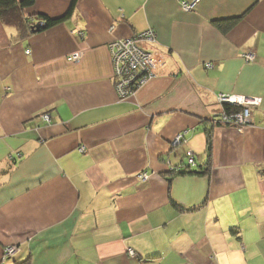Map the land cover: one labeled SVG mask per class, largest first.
<instances>
[{"label": "crops", "instance_id": "crops-1", "mask_svg": "<svg viewBox=\"0 0 264 264\" xmlns=\"http://www.w3.org/2000/svg\"><path fill=\"white\" fill-rule=\"evenodd\" d=\"M182 1L78 0L35 34L0 18V264H214L218 216L236 221L229 232L246 257L258 254L246 264H260L264 0H200L192 11ZM71 2L35 0L24 17H62ZM239 16L226 31L214 24ZM148 28L164 65L121 98L111 44ZM219 93L260 96L253 124L213 123ZM188 150L197 165L173 176Z\"/></svg>", "mask_w": 264, "mask_h": 264}, {"label": "built area", "instance_id": "built-area-1", "mask_svg": "<svg viewBox=\"0 0 264 264\" xmlns=\"http://www.w3.org/2000/svg\"><path fill=\"white\" fill-rule=\"evenodd\" d=\"M200 0H183L181 3L185 11L194 9ZM157 31L155 28H148L129 37L119 38L112 42L111 56L114 66L117 91L121 98H127L134 94L137 89L143 87L149 80L157 75L158 68L164 62L162 52L156 48ZM155 46H154V45ZM78 53L70 56V59H77ZM247 61H254L253 53L245 55ZM207 66H213L207 63ZM217 100L222 105H235L239 110L229 112L221 109L215 112L213 117L219 119L223 124L233 126L239 131L253 124L252 109L260 105L261 97L248 96L243 94L221 93ZM44 121H50V115L44 113L41 115ZM185 133H178L172 141V146L181 145L186 142ZM81 151L84 147L80 148ZM187 164L191 167L196 165L195 153L192 150L187 152ZM183 166L171 165L170 170L179 172ZM142 180L148 179L147 173L139 174ZM19 250L15 244L7 245L4 250V259L13 257ZM134 255L133 249L128 251Z\"/></svg>", "mask_w": 264, "mask_h": 264}, {"label": "trees", "instance_id": "trees-1", "mask_svg": "<svg viewBox=\"0 0 264 264\" xmlns=\"http://www.w3.org/2000/svg\"><path fill=\"white\" fill-rule=\"evenodd\" d=\"M77 1L78 0H72L69 9L67 10V12L62 17L52 18V17H49V16L41 13V14L35 15V17L37 18V21L35 22L32 20L26 19L24 17V12H23L24 8L29 6V5L34 4L35 0H0V18L4 23L15 26L17 29H19V31L26 32L28 34H35V33L41 32L43 30H46L50 27H53V26L57 25L58 23H61L64 20L68 19L73 14V12L75 10V6L77 4ZM240 18H241V16L233 17L230 19H217L214 21V24L217 27L223 28V30L226 31L229 28L233 27L238 22V20H240ZM224 21H228V22L223 23ZM37 24H38V26H37ZM246 54H244V57ZM210 63L213 64V62H210ZM206 66H207V64H206ZM207 67H210V66H207ZM220 94L221 93H219L217 96H219ZM226 94H231V93H226ZM236 94H239V93H236ZM217 102H218V100H217ZM220 105H221L222 109H224L227 112H229L231 110H239L240 109L239 107H237L235 105H230V106L222 105V104H220ZM212 122L217 123L219 125H225L221 121H219V119H217L215 117L212 118ZM207 142L209 145L211 144L210 134L208 135ZM196 165H197V163H196ZM176 166H183V167L179 172L171 171L170 173L173 176L178 175V174L180 175L183 173H189L193 169L187 163L186 164L184 163L181 165H176ZM195 166H193V167H195ZM234 230H236V229H232V231H234ZM19 264H26V263H19Z\"/></svg>", "mask_w": 264, "mask_h": 264}, {"label": "clouds", "instance_id": "clouds-1", "mask_svg": "<svg viewBox=\"0 0 264 264\" xmlns=\"http://www.w3.org/2000/svg\"><path fill=\"white\" fill-rule=\"evenodd\" d=\"M240 215H243V213H240ZM256 216L259 223H264V207L256 210ZM218 217L219 222H215L213 225L216 231L208 233L210 240L213 242L214 264H246V260H253L258 255L256 251L254 249L250 250L246 257L241 250V245L233 239L229 232V226L235 225L236 221L233 220L231 223H228L222 216ZM207 219L212 220V217H207ZM259 223L250 225L248 234L241 231L240 237H242V240L250 242L253 238L251 232L259 227ZM260 264H264V258H261Z\"/></svg>", "mask_w": 264, "mask_h": 264}, {"label": "rangeland", "instance_id": "rangeland-1", "mask_svg": "<svg viewBox=\"0 0 264 264\" xmlns=\"http://www.w3.org/2000/svg\"><path fill=\"white\" fill-rule=\"evenodd\" d=\"M192 10H193V9H192ZM192 10H190V11H192ZM153 45H154V44H153ZM154 46H155V45H154ZM156 48H157V46H156ZM253 55H254V54H253ZM164 62H165V59H164ZM164 62H163L162 65H160L161 67L158 68L159 70L157 71V75H158V73L161 71V69H162V67H163V65H164ZM157 75H156V76H157ZM248 96H254V95H248ZM255 108H256V107H255ZM255 108H253V109H255ZM253 109H252V110H253ZM245 129H246V128H245ZM245 129H244V130H245ZM148 177H149V176H148Z\"/></svg>", "mask_w": 264, "mask_h": 264}, {"label": "water", "instance_id": "water-1", "mask_svg": "<svg viewBox=\"0 0 264 264\" xmlns=\"http://www.w3.org/2000/svg\"><path fill=\"white\" fill-rule=\"evenodd\" d=\"M37 26H38V24H37Z\"/></svg>", "mask_w": 264, "mask_h": 264}]
</instances>
